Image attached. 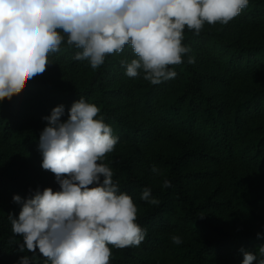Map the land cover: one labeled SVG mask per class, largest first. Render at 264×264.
Returning <instances> with one entry per match:
<instances>
[{
  "label": "trees",
  "instance_id": "obj_1",
  "mask_svg": "<svg viewBox=\"0 0 264 264\" xmlns=\"http://www.w3.org/2000/svg\"><path fill=\"white\" fill-rule=\"evenodd\" d=\"M183 43L191 51L169 66L176 77L152 85L125 74L120 61L135 58L130 47L94 70L75 59L79 49L65 38L45 72L0 104V264L32 255L18 251L23 241L9 215L18 217L21 209L13 196L59 190L55 175L42 168L43 117L63 104L66 120L81 97L99 107L119 137L103 162L147 229L139 246L112 247L110 264H241L242 250L258 254L264 245L257 237L264 233V0H250L227 25L205 24L199 35L186 29ZM145 188L159 205L140 199ZM174 235L183 242L173 243Z\"/></svg>",
  "mask_w": 264,
  "mask_h": 264
},
{
  "label": "clouds",
  "instance_id": "obj_2",
  "mask_svg": "<svg viewBox=\"0 0 264 264\" xmlns=\"http://www.w3.org/2000/svg\"><path fill=\"white\" fill-rule=\"evenodd\" d=\"M250 0H0V104L10 100L29 80L45 72L49 54L62 42L79 49L76 60L92 69L128 46L135 58L120 63L126 75L152 85L173 79L169 66L183 63L191 49L185 30L199 35L205 24L227 25ZM188 63L195 59L189 56ZM100 109L83 97L65 115L60 104L43 117L38 149L42 168L55 175L59 190L39 187L27 199L13 196L18 217L9 215L14 235L22 237L17 264H110L112 247L139 246L147 229L137 222L133 198L121 192L113 170L105 164L119 137ZM151 171L160 175L153 165ZM171 187L165 179L162 185ZM140 199L160 201L145 188ZM264 239V233H257ZM179 245L180 236L171 237ZM111 246V247H110ZM38 250V251H37ZM241 264H264V245L258 254L244 251Z\"/></svg>",
  "mask_w": 264,
  "mask_h": 264
},
{
  "label": "rangeland",
  "instance_id": "obj_3",
  "mask_svg": "<svg viewBox=\"0 0 264 264\" xmlns=\"http://www.w3.org/2000/svg\"><path fill=\"white\" fill-rule=\"evenodd\" d=\"M252 181V180H251ZM254 182V185L256 184V182L255 181H253Z\"/></svg>",
  "mask_w": 264,
  "mask_h": 264
}]
</instances>
